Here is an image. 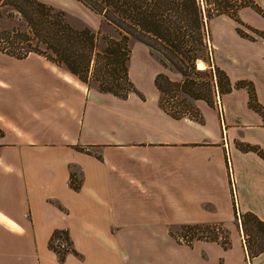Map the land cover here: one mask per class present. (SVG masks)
<instances>
[{"label": "crops", "instance_id": "crops-1", "mask_svg": "<svg viewBox=\"0 0 264 264\" xmlns=\"http://www.w3.org/2000/svg\"><path fill=\"white\" fill-rule=\"evenodd\" d=\"M238 13L242 24L210 18L212 63L232 88H217L222 112L216 98L197 99L200 118L161 102L135 118L132 91L122 97L45 55L0 49V264H264L242 223L249 211L264 220V157L243 148H264V118L237 84L253 81L264 104V13ZM192 223L222 225L229 242L180 239L174 227ZM57 229L71 239L64 258L50 245Z\"/></svg>", "mask_w": 264, "mask_h": 264}, {"label": "trees", "instance_id": "trees-1", "mask_svg": "<svg viewBox=\"0 0 264 264\" xmlns=\"http://www.w3.org/2000/svg\"><path fill=\"white\" fill-rule=\"evenodd\" d=\"M78 1L102 14L106 21L116 27L120 37L115 38L105 33L100 35L89 26L76 27L67 19L64 10L56 9L52 4L41 0H0V18L6 17L17 22L11 28L0 25V49L17 57H25L31 52L45 55L64 64L83 81L89 83L93 76L101 90L121 96H128L133 87L129 76L130 37L145 42L153 50L161 53L164 64L171 62L174 68L183 74V81H176L166 73L159 72L155 77V83L161 92L180 89L193 97L205 98L200 82L192 76L193 73L200 72L208 74L206 81L210 88L216 78V87L219 91L231 89L226 71L219 65L212 67L206 18L228 13L242 24L244 22L238 11L244 5H252L264 13V9L254 0ZM238 30L242 35L254 38V35L245 31L242 26H238ZM258 32L264 35V31ZM101 40L104 41L103 44L100 43ZM198 58H202L207 66L198 67L196 63ZM222 74L226 76L227 84L220 87L218 79ZM237 84L248 87L249 105L258 110L264 118V104L257 98L253 81L243 79ZM161 104L176 117L190 115L200 118L198 113H192L185 108H168L163 98ZM243 148L254 149L264 157V148L259 145L245 143ZM71 183L75 188L81 185L74 172L71 174ZM251 220L264 229V220L249 211L242 216L246 233ZM216 226L192 223L182 227L191 229V238L186 239L191 241L196 237L218 239L219 235L214 230ZM198 227H202L204 232L208 228L211 233H198V230H195ZM61 239H66L68 244L61 247ZM223 242L227 244L229 240L223 239ZM50 245L59 252L61 258H64L66 252L72 248L68 231L55 230ZM248 248L252 257L263 251L264 245L252 249L249 242Z\"/></svg>", "mask_w": 264, "mask_h": 264}, {"label": "rangeland", "instance_id": "rangeland-1", "mask_svg": "<svg viewBox=\"0 0 264 264\" xmlns=\"http://www.w3.org/2000/svg\"><path fill=\"white\" fill-rule=\"evenodd\" d=\"M41 1H44L48 4H52L56 9L64 10L67 19L76 27L80 28L84 26H89L91 29H93L100 35L105 33L115 38L120 37V33L118 32L116 27L106 21L102 14L96 12L95 10H92L91 8H89L78 0ZM206 19L207 30L209 32L208 37L209 39H211L210 18ZM16 23L17 22L15 20L13 21L6 17L0 18L1 27L11 28ZM100 43L103 44L104 41L101 40ZM129 46L131 48V54L129 59V76L133 84V87L131 89L132 92H130L132 93V96L139 97L136 98L137 100L132 102L135 103V118L140 117L141 113L146 107L150 109L155 108V106L158 105V102H161L162 98L164 104H166L168 108H185L191 111L192 113H198V115H200L201 117V111L196 103V100L199 98L193 97L191 94L180 89L177 91L171 89L167 90L166 92H161L157 87L155 83V77L159 72L166 73L173 80L183 81V74L177 71L171 64V62L168 61L166 64H164L162 62L163 59L161 53L156 50H153L148 44L136 39L135 37H130ZM199 60L203 59L198 58L196 60L197 66ZM207 75L208 74H206L205 72H200L198 74L193 73L192 76H194V78H196V80L200 82V86H202L201 90L203 91L205 98H201L207 100L210 104H214L215 98H218V91L216 87L217 82H215L216 78H214V84H212L210 88V85L206 81ZM226 80V76L222 74L221 78L218 79V84L220 85V87L225 86L227 84ZM89 84L92 86H98V82L93 78V76L91 77ZM222 117L224 119V116ZM217 226L214 230L218 233L219 236H222L221 239L228 240V232L226 228L219 224ZM174 230L175 233L179 235V238L182 240L191 238V229L176 226L174 227ZM195 230H198V233H211L208 228H206L205 232L202 230V227H198ZM248 234L249 235L247 237V242H250V246L252 247V249H257L264 245V229L260 228L253 220H251V222L248 224ZM61 241L65 242V244H68L66 239H61ZM56 242H58V239H56Z\"/></svg>", "mask_w": 264, "mask_h": 264}, {"label": "built area", "instance_id": "built-area-1", "mask_svg": "<svg viewBox=\"0 0 264 264\" xmlns=\"http://www.w3.org/2000/svg\"><path fill=\"white\" fill-rule=\"evenodd\" d=\"M208 36H209V35H208ZM208 40H209V37H208ZM208 43H209V41H208ZM217 102H218V104H219V108H220V110H221V112H222L221 99H220V96H219V95H218V98H217ZM222 114H223V113H222ZM62 245H65V242H63Z\"/></svg>", "mask_w": 264, "mask_h": 264}, {"label": "bare ground", "instance_id": "bare-ground-1", "mask_svg": "<svg viewBox=\"0 0 264 264\" xmlns=\"http://www.w3.org/2000/svg\"><path fill=\"white\" fill-rule=\"evenodd\" d=\"M198 67L204 68V67H206V63L203 60H199L198 61Z\"/></svg>", "mask_w": 264, "mask_h": 264}]
</instances>
